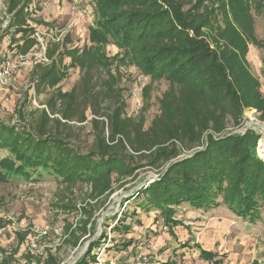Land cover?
Instances as JSON below:
<instances>
[{
    "label": "rangeland",
    "instance_id": "rangeland-1",
    "mask_svg": "<svg viewBox=\"0 0 264 264\" xmlns=\"http://www.w3.org/2000/svg\"><path fill=\"white\" fill-rule=\"evenodd\" d=\"M172 1L204 23L202 33L212 47L235 33L238 23L219 0ZM250 15L247 68L264 99V14L253 9ZM96 18L95 0H0V119L34 129L46 123L84 153L103 149L105 140L110 151L126 155L122 172L104 181H63L42 168L31 177L0 181V264H77L89 253L87 264H96L99 256L109 263L140 252L177 264H213L201 257L202 251L213 252L224 264H264L263 205L256 222L225 204L173 206L170 222L159 210L139 206L144 195L137 199L138 192L171 164L155 162L156 152L176 147L180 154L174 161L179 160L204 149L208 135L197 141L184 130L176 140L166 127L145 135L163 116L164 105L182 96L186 86L146 75L112 43L84 54ZM20 26L29 32L18 31ZM116 114L117 125L110 119ZM225 119L222 132H212L215 137L252 129L264 160V113L246 107L239 119ZM7 155L0 148V160Z\"/></svg>",
    "mask_w": 264,
    "mask_h": 264
},
{
    "label": "trees",
    "instance_id": "trees-1",
    "mask_svg": "<svg viewBox=\"0 0 264 264\" xmlns=\"http://www.w3.org/2000/svg\"><path fill=\"white\" fill-rule=\"evenodd\" d=\"M219 4L231 10L238 26L234 25L235 33L224 35L226 41L214 48L202 33L204 23H196L191 12L172 0H95L97 18L89 27L91 45L81 49L89 54L93 47L115 44L130 54L146 75L186 86L182 96L164 105L163 116L144 134L150 137L165 127L176 140L183 137L184 130L193 132L197 141L207 134L206 149L175 161L180 154L176 147L156 152L155 162L171 164L135 196L144 195L139 206L159 210L169 222L175 213L173 206L183 203L201 209L225 204L251 222H256L264 206V160L258 154V133L252 129L219 137L212 133H221L225 118L239 119L246 107L264 113L259 82L247 68L245 39L253 38L251 11L264 14V0H219ZM28 28L20 26L18 31L27 34ZM110 119L115 125L120 121L118 114ZM122 135L128 136L125 132ZM106 143L102 140L103 149L84 153L49 131L46 123L34 129L0 119V148L8 151L0 160V181H9L12 176L31 177L38 168L63 181L108 180L113 173L122 172L126 155L110 151ZM91 254L77 264H87ZM201 257L224 264L213 252L202 251ZM158 264L177 262L169 257ZM253 264L261 263L254 260Z\"/></svg>",
    "mask_w": 264,
    "mask_h": 264
},
{
    "label": "built area",
    "instance_id": "built-area-1",
    "mask_svg": "<svg viewBox=\"0 0 264 264\" xmlns=\"http://www.w3.org/2000/svg\"><path fill=\"white\" fill-rule=\"evenodd\" d=\"M159 261L156 258H148V255L139 253V255L133 257L122 256L118 259H111L109 263L103 262L101 256H99L96 264H158Z\"/></svg>",
    "mask_w": 264,
    "mask_h": 264
},
{
    "label": "crops",
    "instance_id": "crops-1",
    "mask_svg": "<svg viewBox=\"0 0 264 264\" xmlns=\"http://www.w3.org/2000/svg\"><path fill=\"white\" fill-rule=\"evenodd\" d=\"M141 253V252H140ZM142 254H144V253H142ZM147 254V253H146ZM137 255H139V254H137ZM137 255H135V256H137ZM133 257V256H132Z\"/></svg>",
    "mask_w": 264,
    "mask_h": 264
}]
</instances>
